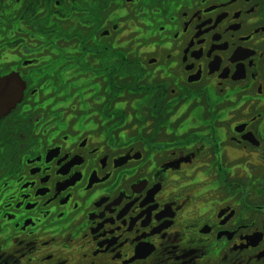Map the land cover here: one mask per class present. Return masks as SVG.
I'll use <instances>...</instances> for the list:
<instances>
[{
  "label": "flooded vegetation",
  "instance_id": "obj_1",
  "mask_svg": "<svg viewBox=\"0 0 264 264\" xmlns=\"http://www.w3.org/2000/svg\"><path fill=\"white\" fill-rule=\"evenodd\" d=\"M9 75L0 264H264V0H0Z\"/></svg>",
  "mask_w": 264,
  "mask_h": 264
},
{
  "label": "water",
  "instance_id": "obj_2",
  "mask_svg": "<svg viewBox=\"0 0 264 264\" xmlns=\"http://www.w3.org/2000/svg\"><path fill=\"white\" fill-rule=\"evenodd\" d=\"M0 117L6 115L19 101L22 94L17 78L8 76L0 79Z\"/></svg>",
  "mask_w": 264,
  "mask_h": 264
},
{
  "label": "rangeland",
  "instance_id": "obj_3",
  "mask_svg": "<svg viewBox=\"0 0 264 264\" xmlns=\"http://www.w3.org/2000/svg\"><path fill=\"white\" fill-rule=\"evenodd\" d=\"M136 113L133 112L131 114H127L125 113V122H127L129 120L130 117L135 116ZM114 128H116V131H118L120 134H125V135H131V136H135V130L136 127H131L130 125H125L124 127H122V123H114L113 124Z\"/></svg>",
  "mask_w": 264,
  "mask_h": 264
},
{
  "label": "snow or ice",
  "instance_id": "obj_4",
  "mask_svg": "<svg viewBox=\"0 0 264 264\" xmlns=\"http://www.w3.org/2000/svg\"><path fill=\"white\" fill-rule=\"evenodd\" d=\"M0 87H3L2 85H0Z\"/></svg>",
  "mask_w": 264,
  "mask_h": 264
}]
</instances>
